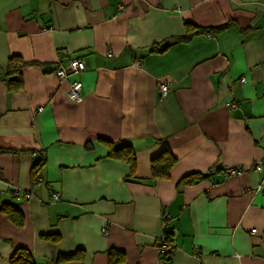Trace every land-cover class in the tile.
Segmentation results:
<instances>
[{"label": "crops", "instance_id": "1", "mask_svg": "<svg viewBox=\"0 0 264 264\" xmlns=\"http://www.w3.org/2000/svg\"><path fill=\"white\" fill-rule=\"evenodd\" d=\"M187 21L233 24L149 51ZM12 56L31 63L21 82ZM76 56L84 70L60 80ZM125 145L135 163L109 156ZM164 152L170 177L151 179ZM18 249L35 264H264V0H0V264Z\"/></svg>", "mask_w": 264, "mask_h": 264}, {"label": "trees", "instance_id": "2", "mask_svg": "<svg viewBox=\"0 0 264 264\" xmlns=\"http://www.w3.org/2000/svg\"><path fill=\"white\" fill-rule=\"evenodd\" d=\"M233 23L229 22L223 26L216 27V28H202V27H197L193 22H185L184 24V35L179 36V37H173L169 39L164 45L160 44H155L152 45L151 48L149 49L150 52L152 53H161L163 50H165L168 46L179 44V43H185L189 41L193 36L195 35H208L212 36L215 33L223 31L225 28L228 26H231ZM63 57H66L64 55ZM76 60H81L80 56H76ZM70 59V60H73ZM69 60V61H70ZM30 62H26L22 60L18 56H12L9 60V63L7 64L6 72H7V77L10 76L11 74H16V78H10L9 82L12 81H22L23 79V70L25 67L30 66ZM35 65V64H34ZM59 67L56 68V70ZM55 70V74H56ZM57 76V75H56ZM67 97V96H66ZM67 99L70 101V99L67 97ZM131 147L129 145L122 146L117 149H112V152L109 153L110 157H117L119 160L124 161L126 163H135V156L132 154ZM176 163V159L169 153L164 152L161 153L159 156L153 158L151 160L150 164V171H151V179L158 180V179H168L170 177V172L172 168L174 167ZM37 168V165H35L34 169ZM199 179L197 175H191L188 177H184L181 181L180 184L182 185H192L196 183V181ZM4 209H6L7 212L10 213L11 219L14 221H17L19 223L20 221V214L16 210H11L13 209L12 206L7 204L6 206H3ZM173 232L167 231V229H164V241L166 240L167 243L172 242L171 240V235ZM170 251L168 252H163L164 258H169L168 256L171 255L172 249H169ZM79 251H77L74 254L70 255H64L62 259H76L77 256L79 255ZM110 255H113L112 252H110ZM112 258H110L109 261H111ZM10 261H12L14 264H35L33 262V259L31 258L30 252L24 249H18L16 250L13 255L11 256ZM113 264V262H112Z\"/></svg>", "mask_w": 264, "mask_h": 264}, {"label": "built area", "instance_id": "3", "mask_svg": "<svg viewBox=\"0 0 264 264\" xmlns=\"http://www.w3.org/2000/svg\"><path fill=\"white\" fill-rule=\"evenodd\" d=\"M84 70V62L81 60H70L67 66H60L57 70H56V75L60 80H63L64 78H66L69 74H76L79 73L80 71ZM241 81L243 82L244 79H241ZM81 88V84L78 81H73L70 89L67 91L66 96L70 99V101L72 102H76L81 100L82 98V94L80 91ZM169 88L168 85H161L160 86V91L162 93V95L165 97L167 92H168ZM255 170L257 172L261 171V163H257L255 165ZM226 173L229 175H238L240 174V170H232L231 168L226 169ZM16 196V195H15ZM54 200H59V196L58 195H54L53 196ZM255 229L251 230L252 233H255ZM161 246H160V252H168L169 250V246H167L168 244H165V241H160Z\"/></svg>", "mask_w": 264, "mask_h": 264}, {"label": "rangeland", "instance_id": "4", "mask_svg": "<svg viewBox=\"0 0 264 264\" xmlns=\"http://www.w3.org/2000/svg\"><path fill=\"white\" fill-rule=\"evenodd\" d=\"M207 37H209L208 35H207ZM161 85H163V84H161ZM160 85V86H161ZM230 106H231V104H230ZM263 170V166H261V171ZM260 172V171H259ZM14 195H17V196H19V200H30L31 199V197H32V194L31 193H29V191H21L20 189H16V188H14L13 190H12V197H14ZM54 196V195H53ZM59 200H60V198H59ZM59 200H54V201H59ZM172 242H170V244H171ZM166 244H168L167 242H166ZM171 246H172V244H171ZM171 255H172V253H171ZM171 255H169L168 257L169 258H171Z\"/></svg>", "mask_w": 264, "mask_h": 264}, {"label": "bare ground", "instance_id": "5", "mask_svg": "<svg viewBox=\"0 0 264 264\" xmlns=\"http://www.w3.org/2000/svg\"><path fill=\"white\" fill-rule=\"evenodd\" d=\"M162 94V93H161ZM166 240H165V244H166ZM167 246H169V249H172L173 247L171 246V244L170 243H168V245Z\"/></svg>", "mask_w": 264, "mask_h": 264}, {"label": "clouds", "instance_id": "6", "mask_svg": "<svg viewBox=\"0 0 264 264\" xmlns=\"http://www.w3.org/2000/svg\"><path fill=\"white\" fill-rule=\"evenodd\" d=\"M14 198H15V200H19V196H17V195L16 196L14 195Z\"/></svg>", "mask_w": 264, "mask_h": 264}]
</instances>
